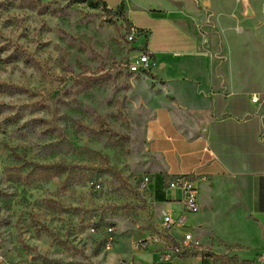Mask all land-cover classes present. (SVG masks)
I'll return each mask as SVG.
<instances>
[{"label":"rangeland","instance_id":"374dc122","mask_svg":"<svg viewBox=\"0 0 264 264\" xmlns=\"http://www.w3.org/2000/svg\"><path fill=\"white\" fill-rule=\"evenodd\" d=\"M133 27L103 0H0V264L160 254L161 243L134 248L162 217L128 108L129 82L143 74L129 70L143 52ZM176 177L156 178V190ZM226 215H215L220 238L199 233L215 264L225 252L258 256L229 241Z\"/></svg>","mask_w":264,"mask_h":264},{"label":"crops","instance_id":"0c3cea01","mask_svg":"<svg viewBox=\"0 0 264 264\" xmlns=\"http://www.w3.org/2000/svg\"><path fill=\"white\" fill-rule=\"evenodd\" d=\"M103 1L145 33L137 43L151 54V70L129 82L128 99L132 126L144 131L145 168L160 179L189 178L200 205L174 232L200 242L192 255L166 261L131 250L126 261L215 264L200 234L206 244L220 238L214 219L224 211L229 241L258 253L225 252V264H264V0ZM156 178L160 212L177 219L181 193L156 190Z\"/></svg>","mask_w":264,"mask_h":264},{"label":"built area","instance_id":"2783aa9c","mask_svg":"<svg viewBox=\"0 0 264 264\" xmlns=\"http://www.w3.org/2000/svg\"><path fill=\"white\" fill-rule=\"evenodd\" d=\"M136 27H133L130 40L134 39L135 35H144ZM152 67L151 54L147 51H143L137 60L131 62L129 70L132 73H148ZM148 185L155 186L153 178H146ZM168 187L164 190H177L181 193V203L183 207V213L177 218L172 217L171 212L163 210L161 212L162 228L159 233L151 235L148 240H140L134 244L136 250H147L153 243H161L160 259L166 261H174L186 258L188 255H192L194 250L200 247V242L196 240L191 232L184 231L180 237H176L174 232L176 230L183 231L188 227L189 215L198 214L200 211V205L198 201L197 188L194 183L186 177H176L168 181ZM112 230V229H111ZM264 261V256L261 258ZM124 264H134L125 262ZM191 264H203L191 263Z\"/></svg>","mask_w":264,"mask_h":264},{"label":"trees","instance_id":"16d2710c","mask_svg":"<svg viewBox=\"0 0 264 264\" xmlns=\"http://www.w3.org/2000/svg\"><path fill=\"white\" fill-rule=\"evenodd\" d=\"M105 3V2H104ZM106 4V3H105ZM159 181V180H158ZM155 198L157 201H163L162 198H160L156 193L154 194Z\"/></svg>","mask_w":264,"mask_h":264}]
</instances>
